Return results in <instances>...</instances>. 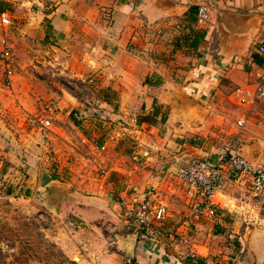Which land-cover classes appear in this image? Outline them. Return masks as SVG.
<instances>
[{
    "label": "crops",
    "instance_id": "obj_1",
    "mask_svg": "<svg viewBox=\"0 0 264 264\" xmlns=\"http://www.w3.org/2000/svg\"><path fill=\"white\" fill-rule=\"evenodd\" d=\"M201 2H208L210 10L206 24L198 26L189 10ZM10 5L19 10L8 12L10 26L4 32L12 50L21 48L41 65L77 81L99 74L95 94L29 92L13 98L14 116L16 111L48 115L51 110L42 104L55 102L58 111L49 113L50 143L57 153L65 145L84 151L82 156L76 153L81 165L65 166L76 174L56 207L59 214L63 210V226L78 243L66 246L70 261L118 264L124 257L121 244L136 233L123 222L118 200H141L149 194L153 203L165 204L167 216L154 226L152 240L136 234L132 253L138 264H222L214 255L226 231L251 247L253 234L247 237L236 228L252 196L245 183L223 167L226 184L216 194L217 209L212 216L193 219L174 171L187 158L217 164L218 150L232 144L234 151L261 148L258 164L264 166V102L243 109L235 97L236 90L264 75V64L251 57L264 60V53H257L259 46L264 48V0H27L20 8ZM229 16L242 18V29L234 32ZM197 38L193 49L190 44ZM16 70L13 76L19 78L22 72ZM171 90L201 104L205 118L196 122L182 114ZM100 117L105 120L95 119ZM240 118L245 122L237 130ZM29 129L23 130L24 147L35 142ZM81 139H94L105 151L93 158L95 153ZM85 155L106 169L103 178L82 167L88 161ZM46 183L39 188L47 195ZM234 241H228L230 247Z\"/></svg>",
    "mask_w": 264,
    "mask_h": 264
},
{
    "label": "rangeland",
    "instance_id": "obj_2",
    "mask_svg": "<svg viewBox=\"0 0 264 264\" xmlns=\"http://www.w3.org/2000/svg\"><path fill=\"white\" fill-rule=\"evenodd\" d=\"M15 8L16 6L0 0V11L18 13L19 10L16 11ZM11 60L13 69H17L15 73L20 70L22 74L19 78L13 76L7 84L0 57V264H75L68 258L66 246L71 242L74 246L78 243L72 238L73 231H67L63 226L66 216L63 217V210L60 211L62 214H59L57 210L52 213L45 209L41 198L46 195V191L39 187L50 175L57 176L60 182H70L75 178L76 170L70 172L65 166L81 165L76 157L77 154L82 156L84 151L77 152L73 145H69L68 150L67 145L61 147L62 150L59 148V158L61 164L63 161V166H58L52 163V155L48 151L54 149L55 145L50 143L49 138L41 145L31 129L28 134L34 135L35 142L30 147H24L26 134L23 130L28 128L25 116L32 115L21 114L20 111H16L15 116L12 115L15 110L12 108H16L13 98H25L30 96L29 92H33L35 96L50 92L55 97L65 94H95V91L98 93L95 82L99 74L97 76L94 73L83 82L77 81L73 76L54 72L46 63L41 65L35 55L28 56L21 48L16 47L12 50ZM87 105L96 108L97 104ZM18 106L22 108L21 104ZM42 107L58 111L55 102L42 104ZM51 111L44 115L51 117L53 121V116L49 114ZM95 119L105 120L101 117ZM106 121L110 122L109 119ZM68 137L73 143L72 135L69 134ZM56 160L58 161V158ZM53 165H56V168ZM79 170L83 169L80 167ZM247 203L244 212L238 215L236 228L239 234L244 231L247 237L253 234L255 242L249 247L245 242L237 240L238 235L228 237L229 231H224L217 251L214 248L216 252L220 250L214 256L220 257L222 264H264V195L261 198L251 196L247 198ZM233 239L235 241L230 243V247L228 241Z\"/></svg>",
    "mask_w": 264,
    "mask_h": 264
},
{
    "label": "built area",
    "instance_id": "obj_3",
    "mask_svg": "<svg viewBox=\"0 0 264 264\" xmlns=\"http://www.w3.org/2000/svg\"><path fill=\"white\" fill-rule=\"evenodd\" d=\"M8 3L17 5L18 8L27 0H5ZM214 1V0H212ZM210 5L208 2H201L196 7V24L203 26L208 20ZM10 26L9 15L5 11H0V57L4 67V77L6 83L12 79L13 69L11 60L12 46L5 37V29ZM257 53L263 54L264 48L259 46ZM264 75L257 76V79L249 85L243 86L235 91L237 104L245 109H250L258 102H264ZM26 124L35 132L36 138L42 143L48 139L52 121L51 117L45 115L25 116ZM245 119L240 118L235 121L237 130L242 129ZM80 143L87 144L93 150L95 158L105 151V146L95 140H80ZM231 146L225 145L218 150V163L210 164L196 158H187L180 161L174 171L175 179L185 188V195L190 204V214L193 219L205 216H212L215 212V197L219 190L226 184L223 167L226 168L230 176L237 181L245 183L253 198L264 195V166L261 164L251 165L242 159ZM50 152L52 163L57 165V152L55 149ZM48 152V154H49ZM82 167H88L95 174L103 178L106 169L94 164L92 159L87 158ZM56 165H53L56 168ZM153 194H149L141 200L126 199L121 197L118 200V208L125 223L132 224L134 231L141 238L152 240L154 237V226L162 222L167 216L165 204L162 202L153 203ZM197 197V198H196ZM187 244V240H182ZM189 258L195 259L192 252L186 254ZM118 264H138L134 258L124 256Z\"/></svg>",
    "mask_w": 264,
    "mask_h": 264
},
{
    "label": "water",
    "instance_id": "obj_4",
    "mask_svg": "<svg viewBox=\"0 0 264 264\" xmlns=\"http://www.w3.org/2000/svg\"><path fill=\"white\" fill-rule=\"evenodd\" d=\"M229 19L231 22V28L234 32H238L240 29H242V18L236 16H233V18H231V16H229ZM239 20L242 21L239 23ZM171 92H174L177 108L182 112V114H184L190 119L196 120V122H199V120H203L205 118L207 112L201 104L193 101L191 98L183 95L178 91L171 90ZM261 151V148L254 147L253 149H250L246 152L244 150L241 151L240 149L236 150V154L254 166L258 164V159ZM45 187L47 190V195L42 197L41 200H43L45 204L44 207L47 211L55 213L56 207L59 201L61 200L63 194L70 190L71 187L64 182L58 181L57 179L47 181ZM136 237V233L128 235L127 239H125L124 242L121 244L120 248L123 250L124 256L131 258L133 257L132 250Z\"/></svg>",
    "mask_w": 264,
    "mask_h": 264
},
{
    "label": "trees",
    "instance_id": "obj_5",
    "mask_svg": "<svg viewBox=\"0 0 264 264\" xmlns=\"http://www.w3.org/2000/svg\"><path fill=\"white\" fill-rule=\"evenodd\" d=\"M189 13H192L194 16H195V18H194V20H192L194 23H196V10L195 9H190L189 10ZM195 36H197V34H195ZM197 44H198V38L197 39H194L192 42H191V47L193 48V49H196V47H197ZM259 54V53H258ZM251 57H252V59H253V61L256 63V64H258V65H262V64H264V60H262L261 58H259L258 57V55H256V54H251ZM53 179H58L57 178V176H55V175H50V176H47L44 180H45V182H47V181H50V180H53ZM8 193V192H7Z\"/></svg>",
    "mask_w": 264,
    "mask_h": 264
}]
</instances>
